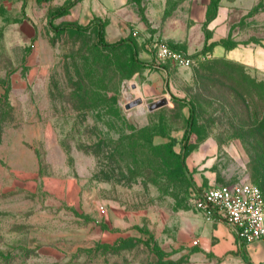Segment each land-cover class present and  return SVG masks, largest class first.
Returning <instances> with one entry per match:
<instances>
[{"label": "rangeland", "instance_id": "1", "mask_svg": "<svg viewBox=\"0 0 264 264\" xmlns=\"http://www.w3.org/2000/svg\"><path fill=\"white\" fill-rule=\"evenodd\" d=\"M84 2L0 0V264H191L193 218L218 222L199 190L264 193V0H221L200 25L191 0L133 2L120 23ZM70 3L53 24L91 26L54 32ZM98 20L136 55L100 46Z\"/></svg>", "mask_w": 264, "mask_h": 264}, {"label": "crops", "instance_id": "2", "mask_svg": "<svg viewBox=\"0 0 264 264\" xmlns=\"http://www.w3.org/2000/svg\"><path fill=\"white\" fill-rule=\"evenodd\" d=\"M86 1L91 14L95 13L97 18L113 15L115 19L112 22L116 23L124 22L126 13L134 5L131 0H94L93 3L91 2L92 0H85V4ZM162 1L164 2L163 6L166 7L168 0ZM143 2L144 0H142V7L144 8L145 4ZM210 3L211 0H191L189 8V23L191 25L207 23ZM175 25L179 26V30H184L183 28H185V22L169 21L168 29H172ZM168 29L167 37L178 38L177 35L168 34ZM46 183L45 189L50 194L56 195L55 191H60L58 185L65 184V181H60L59 178H52L47 179ZM62 189H65L64 185ZM201 221L203 219L199 217H195L192 220V236L197 237L195 241H198V244L194 245L193 242L189 244V247H196L194 250L192 248L190 250L189 260L191 264H261L264 262V244H251L240 247L234 232L226 222L217 220V223L214 221L204 223Z\"/></svg>", "mask_w": 264, "mask_h": 264}, {"label": "built area", "instance_id": "3", "mask_svg": "<svg viewBox=\"0 0 264 264\" xmlns=\"http://www.w3.org/2000/svg\"><path fill=\"white\" fill-rule=\"evenodd\" d=\"M159 55L181 63L186 60L184 54L168 46L160 47ZM193 204L206 216L226 222L240 247L264 244V193L258 185L238 182L202 189L194 196Z\"/></svg>", "mask_w": 264, "mask_h": 264}, {"label": "trees", "instance_id": "4", "mask_svg": "<svg viewBox=\"0 0 264 264\" xmlns=\"http://www.w3.org/2000/svg\"><path fill=\"white\" fill-rule=\"evenodd\" d=\"M41 1H45V0H41ZM131 1L137 4L139 11L141 12V14H143L144 8L142 7V0H131ZM220 1L221 0H211V3L209 5V9H208V13H207V23L216 18ZM71 5H73V3H70L66 6L59 8L58 10H56L51 15L49 24H50V26L54 32H62V31H66L69 29L83 31V30H85L91 26L92 22L89 23L86 27L81 26V25H76V24H59L58 26H55L53 24V19L61 17L62 15H64L69 10ZM259 9H260V6H258L255 10H259ZM97 24L99 25L98 26L99 27L98 44L100 46H102L105 49L114 50V49H117L121 46L127 45L130 48V50L133 52V56L136 55L135 54V46L130 40L122 39L120 41L110 43L106 40L104 25H103V23H101V20H98ZM211 38H212L211 35L209 33H206V43H205L204 49H203L205 52L214 47L213 43H209V40ZM223 43H224L223 45L225 47H227L228 49L233 48V47L228 46L226 41H223ZM138 63L142 64V62H138ZM142 65H145V64H142ZM181 101L183 104H185L186 106L189 107V119H188L187 129H186V133H185V139H188L189 135L192 133V131L195 127V109H194V106L191 104V102H188L185 99H181ZM145 244L149 245L148 242H146Z\"/></svg>", "mask_w": 264, "mask_h": 264}, {"label": "water", "instance_id": "5", "mask_svg": "<svg viewBox=\"0 0 264 264\" xmlns=\"http://www.w3.org/2000/svg\"><path fill=\"white\" fill-rule=\"evenodd\" d=\"M160 105H161V103L153 104V105L151 106V109H153V108H157V107H159Z\"/></svg>", "mask_w": 264, "mask_h": 264}]
</instances>
